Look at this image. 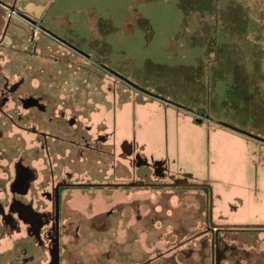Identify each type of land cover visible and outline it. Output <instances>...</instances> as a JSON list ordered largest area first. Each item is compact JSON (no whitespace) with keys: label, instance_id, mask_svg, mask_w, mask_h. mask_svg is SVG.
<instances>
[{"label":"rangeland","instance_id":"1","mask_svg":"<svg viewBox=\"0 0 264 264\" xmlns=\"http://www.w3.org/2000/svg\"><path fill=\"white\" fill-rule=\"evenodd\" d=\"M0 1L11 45L35 44L38 56L46 43L60 44L40 39L38 28H70V39L88 51L90 72L74 66L69 75L91 78L75 91L111 98L117 88L121 134L135 135L145 152L193 183L181 210H194L198 197L199 229L211 218L264 224V0ZM11 58L21 74L42 73L41 65ZM43 58L64 68L55 55ZM227 235L239 252L249 243L264 247L263 226Z\"/></svg>","mask_w":264,"mask_h":264},{"label":"flooded vegetation","instance_id":"2","mask_svg":"<svg viewBox=\"0 0 264 264\" xmlns=\"http://www.w3.org/2000/svg\"><path fill=\"white\" fill-rule=\"evenodd\" d=\"M7 23L0 27V264H264V247L249 243L239 252L227 235L264 224L211 218L199 229L198 197L194 210H181L193 183L135 135L121 134L117 88L98 99L75 91L91 78L69 75L74 66L90 72L88 51L70 28H38L40 39L60 42L40 51L64 64L57 68L37 45H11ZM12 53L45 74H21Z\"/></svg>","mask_w":264,"mask_h":264},{"label":"water","instance_id":"3","mask_svg":"<svg viewBox=\"0 0 264 264\" xmlns=\"http://www.w3.org/2000/svg\"><path fill=\"white\" fill-rule=\"evenodd\" d=\"M7 7H10V6H7ZM12 11L15 10V7H10ZM198 122H202V119H197ZM178 185H181V184H178ZM191 185V184H190ZM211 203H212V197H211Z\"/></svg>","mask_w":264,"mask_h":264}]
</instances>
